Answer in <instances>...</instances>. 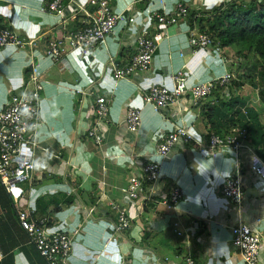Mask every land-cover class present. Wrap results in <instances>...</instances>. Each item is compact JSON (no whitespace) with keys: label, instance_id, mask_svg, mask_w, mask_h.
<instances>
[{"label":"crops","instance_id":"1","mask_svg":"<svg viewBox=\"0 0 264 264\" xmlns=\"http://www.w3.org/2000/svg\"><path fill=\"white\" fill-rule=\"evenodd\" d=\"M90 1L66 3L71 10L78 3L92 13ZM233 1L113 0L112 10L123 18L114 32L86 57L69 51L54 62L46 55L48 42L82 27L86 14L69 13L62 21L49 12L47 0H0V28L36 40L25 50L0 49V108L23 91L33 66L43 85L37 169L12 194L0 183V264H46L20 227L18 209L34 218L49 217L51 231L76 234L69 264H179L189 251L198 264H245L231 242V230L240 223L250 224L264 240V142L256 149L247 142L239 152L220 149L215 155L203 153L195 144L178 145L163 161L158 181L144 186L139 199L126 193L131 177L155 157L176 127L185 126L207 141L212 98L195 105L186 94L159 113L144 104L143 97L154 86L172 89L171 77L178 73L187 77L189 87L213 83L227 72L234 75L237 63L231 59V48L195 50L189 41L191 33H202L199 21L190 26L191 13L206 21L209 13ZM180 3L189 15L177 25L158 26L151 14L171 15ZM144 30L158 44L150 70L114 80V68L130 63ZM245 86L236 93L257 112L264 127V108L251 102L253 92L244 91ZM103 97L109 112L101 125L104 141L98 146L88 131L95 124L97 100ZM131 106L142 109L136 134L126 125ZM238 172L244 189L241 208L221 195L225 180ZM176 187L184 199L173 206L169 194ZM113 204L126 210L132 226L108 243L117 221ZM175 221L188 239L175 234ZM260 260L264 264V241Z\"/></svg>","mask_w":264,"mask_h":264},{"label":"built area","instance_id":"2","mask_svg":"<svg viewBox=\"0 0 264 264\" xmlns=\"http://www.w3.org/2000/svg\"><path fill=\"white\" fill-rule=\"evenodd\" d=\"M113 0H91L94 7L92 13L86 12L85 8L74 3L73 10L66 0H47L50 13L58 16L62 21L68 14L85 13L87 20L82 27L71 31L61 38L50 40L47 45L46 55L54 62L60 61L69 51H75L80 58L86 57L93 49L110 36L120 20L123 18L114 13L111 8ZM76 8V9H75ZM75 9V10H74ZM188 8L180 3L174 13L154 12L151 14L154 21L163 28L177 25L181 19L188 16ZM190 46L195 50L206 49L220 45L207 33H191L189 36ZM36 40L23 38L9 27L0 28V49L14 48L25 50L34 47ZM157 42L150 36L149 31H141L137 38V53L129 64L116 67L113 78L116 81L131 79L136 74L148 72L152 66ZM174 87L154 86L149 88L143 97L144 104L152 105L161 113L173 105L180 97L189 94L195 105L210 99L216 89H224V96L229 97L227 91H234L235 76L227 72L224 76L213 83L188 86L187 77L183 73L172 75ZM43 85L40 81L36 67L26 82L23 91L14 95L9 103L0 108V183L7 193L12 194L14 188L23 182L29 181L37 169L36 150L39 147L38 131L41 128V93ZM95 109V124L88 131V137L98 146L102 145L104 138L101 125L106 121L109 107L106 98L97 100ZM142 109L131 106L128 109L126 125L130 133L136 134L141 126ZM204 141L197 137L189 128L178 126L159 145L157 153L141 167V172L131 177L126 193L132 200L139 199L141 191L146 185H154L160 178L162 163L169 157L174 147L181 145H197L204 153L215 155L220 149H232L240 151L248 142V131L245 129L234 130L227 135H218L208 129ZM45 153H49L45 149ZM221 195L231 204L241 208L244 200L243 181L240 173L225 180ZM184 199V193L180 188H173L169 194V204L177 206ZM112 209L117 213V221L112 226V233L108 243L118 237H123L132 226V221L126 210L116 204ZM17 219L20 227L27 233L29 242L45 259L47 264H69L73 252L75 233L54 232L50 230L49 217L34 218L31 212L17 210ZM262 222V221H258ZM174 232L179 237L187 238L185 231L180 227V222L173 224ZM232 244L240 252L245 264H263L260 260L263 238L253 225L240 223L232 228ZM3 255L0 252V262ZM179 264H198L195 256L189 251Z\"/></svg>","mask_w":264,"mask_h":264},{"label":"trees","instance_id":"3","mask_svg":"<svg viewBox=\"0 0 264 264\" xmlns=\"http://www.w3.org/2000/svg\"><path fill=\"white\" fill-rule=\"evenodd\" d=\"M209 14L211 17L205 21L197 19L198 13H191L190 26L193 27L194 23L199 21L200 31L210 35L221 49L236 46L241 49L240 52L253 55L257 61L254 65L256 70L253 68L249 70L259 76L256 81L252 78L250 84L237 77L234 81V94L228 98L224 96V89L219 87L216 89L211 97L214 103L210 104L207 110L209 129L218 135L245 129L248 131V143L256 149L264 142V127L257 112L247 108L244 97L236 92L245 85H250L254 90L260 91L261 101L264 103V0H236L220 6ZM236 66L238 65L235 64V68ZM244 75L247 76L246 73ZM221 127L227 130L221 131Z\"/></svg>","mask_w":264,"mask_h":264},{"label":"rangeland","instance_id":"4","mask_svg":"<svg viewBox=\"0 0 264 264\" xmlns=\"http://www.w3.org/2000/svg\"><path fill=\"white\" fill-rule=\"evenodd\" d=\"M240 51H241V49L239 47L234 46L230 49V52H229L230 56L232 57L231 58L232 61L236 62L238 65V66H236V68L234 67V71H235L234 75H235V78L241 77L245 83L250 84V80L252 78H254L255 81L257 79H259V76L256 73L251 72V70H249L250 68L255 69L254 65H256L257 61L255 60L253 55H246V52H240ZM242 54H243V56H242ZM245 55H246V57L244 58ZM238 67H239V70L237 71ZM245 73L247 74V76L244 75ZM245 87H246V89L244 91H246L248 89L249 91L253 92V93H251V96H250L251 102L257 103L259 106L264 108L263 103L260 102V99H261L260 91L259 90L254 91L250 85H248V86L246 85ZM248 90H247V92H248Z\"/></svg>","mask_w":264,"mask_h":264},{"label":"clouds","instance_id":"5","mask_svg":"<svg viewBox=\"0 0 264 264\" xmlns=\"http://www.w3.org/2000/svg\"><path fill=\"white\" fill-rule=\"evenodd\" d=\"M221 49V48H220Z\"/></svg>","mask_w":264,"mask_h":264}]
</instances>
